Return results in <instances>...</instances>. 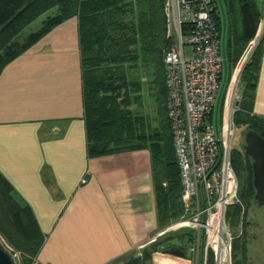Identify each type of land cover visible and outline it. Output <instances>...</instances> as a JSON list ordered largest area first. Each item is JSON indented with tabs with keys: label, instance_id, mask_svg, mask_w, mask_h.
Returning a JSON list of instances; mask_svg holds the SVG:
<instances>
[{
	"label": "trees",
	"instance_id": "obj_1",
	"mask_svg": "<svg viewBox=\"0 0 264 264\" xmlns=\"http://www.w3.org/2000/svg\"><path fill=\"white\" fill-rule=\"evenodd\" d=\"M210 1L217 9L214 23L222 36L226 59L217 110L220 112L233 70L255 39L263 15L256 0ZM164 5L165 0H0V74L55 27L77 18L87 156L150 152L160 230L182 214L179 168L165 110L163 57L172 39L167 36ZM52 10L54 13L36 31L24 34L34 21ZM186 29L182 27V33ZM262 42L263 36L240 73L241 97L233 122L244 125L245 132L251 130L264 139V117L253 114ZM137 64H154L156 76L159 71L156 80L160 78L158 82L162 85L158 93L161 119L154 129L146 117L135 115L130 109L141 101L142 83L130 78L127 72ZM251 163L244 151L230 150V164L238 181L242 206H229L225 217L230 226H241L239 236L243 234L246 217L242 207L255 202ZM0 234L20 253L22 264H31L44 242L30 208L14 195L1 174ZM185 235L191 243L190 232L177 239L181 241ZM238 240L232 242V264H246L247 245ZM160 245L161 242L146 245L125 264H151L152 255L162 250ZM208 264H212L211 258Z\"/></svg>",
	"mask_w": 264,
	"mask_h": 264
},
{
	"label": "crops",
	"instance_id": "obj_2",
	"mask_svg": "<svg viewBox=\"0 0 264 264\" xmlns=\"http://www.w3.org/2000/svg\"><path fill=\"white\" fill-rule=\"evenodd\" d=\"M79 49L73 17L0 74V174L44 237L31 264H125L159 231L150 152L87 156Z\"/></svg>",
	"mask_w": 264,
	"mask_h": 264
},
{
	"label": "built area",
	"instance_id": "obj_3",
	"mask_svg": "<svg viewBox=\"0 0 264 264\" xmlns=\"http://www.w3.org/2000/svg\"><path fill=\"white\" fill-rule=\"evenodd\" d=\"M216 10L210 0H166L164 5L177 38L169 44L163 64L166 118L179 168L182 214L159 230L151 243L188 230L193 241L176 245L187 258L177 260L182 264H208L209 258L212 264H231L235 238L225 215L229 206H242L230 164V142L241 97L236 75L253 45L235 67L217 112L226 59L222 36L214 23ZM184 26L187 29L182 33ZM171 28L168 26V37H172Z\"/></svg>",
	"mask_w": 264,
	"mask_h": 264
},
{
	"label": "rangeland",
	"instance_id": "obj_4",
	"mask_svg": "<svg viewBox=\"0 0 264 264\" xmlns=\"http://www.w3.org/2000/svg\"><path fill=\"white\" fill-rule=\"evenodd\" d=\"M259 10L262 13V9L264 7V0H256ZM166 2V0H165ZM54 13V10L49 11L48 13L40 16L36 21H34L25 31L24 34H28L30 32L36 31L40 26L42 21L47 17L51 16ZM263 15V13H262ZM166 25H167V33H168V26L171 28L172 37H170L172 40H177L176 35L173 33V22H168L166 19ZM262 26H263V20H261L257 35L260 31V36H258V40H260L262 36ZM255 47L258 45V43L255 45L253 41L250 43L249 46ZM253 49V50H254ZM167 50V49H166ZM165 50V52H166ZM186 52H189V48H185ZM248 51V50H246ZM244 52V54L246 53ZM243 54V55H244ZM246 55V54H245ZM244 55V56H245ZM243 56V58H244ZM251 56V55H250ZM242 58V59H243ZM164 65V64H163ZM235 69L233 70V73L231 75V79H233V76L235 74ZM128 76L130 78H136L139 79L142 83V101L138 104H133L131 107V110L135 115L138 114H145L147 116V119L149 120V123L152 126V129L158 126L161 115L159 112L160 109V102L158 99V93L161 89L160 78L159 80H156V77L158 78L159 71L157 72V76L155 74L156 72V66L154 64H148L147 66L142 64H137L136 66L129 68L127 70ZM141 103V105H140ZM235 125V124H234ZM244 134H245V126L244 125H235L234 126V134L230 142V147L232 150L237 152H243V145H244ZM241 189V186H240ZM239 194V190H238ZM242 208H245L246 211V217H245V224L243 227V234L242 236H239L241 233V227L231 225L230 232L234 238H238V242L242 243V241L246 242V245L248 246V255L251 259L249 264H264V205L259 206L256 202H250L246 205H244ZM160 230V228H159ZM188 230H182L178 231L163 237H159L154 242H161V245L159 246L160 249L167 248V246L170 243L173 245H179L181 244V241L185 244H187V238L188 236H183L182 240H178L177 238L180 237L182 234H188ZM167 238H172L170 241L165 242L164 240ZM186 241V242H185ZM153 243V242H152ZM0 245L1 247L7 252V254L11 257V260L13 264H22V259L20 256V253L15 251L8 243L7 241L2 237L0 234ZM155 258L162 259L161 263H157L155 261ZM160 261V260H159ZM232 256H231V264H232ZM151 264H176L172 262V258L166 257L161 255L159 252L152 255V262ZM178 264V262H177Z\"/></svg>",
	"mask_w": 264,
	"mask_h": 264
},
{
	"label": "water",
	"instance_id": "obj_5",
	"mask_svg": "<svg viewBox=\"0 0 264 264\" xmlns=\"http://www.w3.org/2000/svg\"><path fill=\"white\" fill-rule=\"evenodd\" d=\"M261 31V29H260ZM260 31L258 35H256L253 43L257 44V37L260 36ZM254 46L251 47L248 54L244 58L242 66L240 67L237 75L236 81L239 80L240 73L245 63L249 59L252 54ZM238 106V103L235 104ZM244 145L243 151L246 156L251 159V167H252V184L255 189L254 201L259 205H264V139L258 136L255 132L248 130L244 134ZM161 255L170 257L176 260H187L183 250L176 245H172L168 248L162 249L159 252ZM0 264H13L11 257L7 254V252L0 245Z\"/></svg>",
	"mask_w": 264,
	"mask_h": 264
},
{
	"label": "flooded vegetation",
	"instance_id": "obj_6",
	"mask_svg": "<svg viewBox=\"0 0 264 264\" xmlns=\"http://www.w3.org/2000/svg\"><path fill=\"white\" fill-rule=\"evenodd\" d=\"M245 261H246V264H249L250 261H251L249 255H248V246H247V255H246V257H245Z\"/></svg>",
	"mask_w": 264,
	"mask_h": 264
},
{
	"label": "bare ground",
	"instance_id": "obj_7",
	"mask_svg": "<svg viewBox=\"0 0 264 264\" xmlns=\"http://www.w3.org/2000/svg\"><path fill=\"white\" fill-rule=\"evenodd\" d=\"M159 260H160V261H159ZM161 260H162V259H157V258H155V261H156L157 263H161ZM172 262H174V263L177 264L178 261H177L176 259H174V260L172 259ZM178 264H182V263L178 262Z\"/></svg>",
	"mask_w": 264,
	"mask_h": 264
}]
</instances>
